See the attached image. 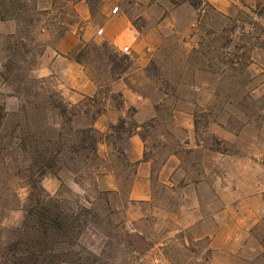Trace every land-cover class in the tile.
<instances>
[{
	"label": "rangeland",
	"instance_id": "rangeland-1",
	"mask_svg": "<svg viewBox=\"0 0 264 264\" xmlns=\"http://www.w3.org/2000/svg\"><path fill=\"white\" fill-rule=\"evenodd\" d=\"M75 1L0 6V252L25 217L29 160L20 143L27 149L32 135L57 129L56 96L100 116L119 111L118 82L155 113L137 129L149 200H130L137 164L125 134L109 129L135 123L128 107L102 131L94 126L103 135L97 170L61 167L37 180L43 196L90 210L69 252L80 264H264V0H84L90 23ZM114 8L130 32L108 40L97 31ZM64 36L70 42L59 45ZM67 65L94 95L65 84Z\"/></svg>",
	"mask_w": 264,
	"mask_h": 264
},
{
	"label": "trees",
	"instance_id": "trees-1",
	"mask_svg": "<svg viewBox=\"0 0 264 264\" xmlns=\"http://www.w3.org/2000/svg\"><path fill=\"white\" fill-rule=\"evenodd\" d=\"M3 2L10 9H20L25 6L26 0H0L1 8ZM0 20L4 18L1 16ZM49 106L57 119V129L52 134L49 130L42 129L38 135H32V142L27 145V149L26 144L20 143L29 160V193L24 220L19 228L9 232V237H4L0 264H75L73 256L82 259V256H77L79 253L69 251L88 225L90 210L77 202L72 204L73 207L65 203L60 205L54 199L44 197L36 184L46 172L56 171L61 167L71 172L88 166L96 170L99 168L94 163L100 160L98 148L103 135L94 128V122L103 111H91L82 102L70 106L64 104L58 96L51 99ZM2 119L0 108V123ZM78 121H84L86 125L71 126V123ZM138 128L142 126L125 119H120L117 125L109 127L112 134L124 133L125 140L133 135L145 140L143 135L137 133ZM118 140L122 141V138L119 137ZM118 155L124 158L122 151H118ZM78 259L76 262L80 264Z\"/></svg>",
	"mask_w": 264,
	"mask_h": 264
},
{
	"label": "crops",
	"instance_id": "crops-1",
	"mask_svg": "<svg viewBox=\"0 0 264 264\" xmlns=\"http://www.w3.org/2000/svg\"><path fill=\"white\" fill-rule=\"evenodd\" d=\"M72 9L80 20L88 21L90 23V11L84 0H76L72 5ZM102 29L108 40H116L120 36L129 33V24L122 16L111 15L102 23ZM85 31V34H87ZM102 33V34H103ZM70 42V36H64L59 41V45H63L66 42ZM70 48V47H69ZM74 49V48H73ZM72 47L70 52L73 50ZM66 60V59H64ZM58 62L56 60L53 61ZM69 64V63H67ZM70 70H73L72 66L67 65ZM63 80L67 81L65 84L69 88L75 90L80 95L92 96L96 92V87L86 80L84 75L78 74V72H63ZM112 92L120 93L123 99L122 108L119 111L107 109L102 116L98 117L95 122V128L102 131V127L106 126L107 123L113 124L117 118L125 117V110L128 107H133L135 113L133 119L137 125L154 119L155 113L152 107L145 103L141 98L133 97L128 90H125L119 85L118 82L111 85ZM103 125V126H102ZM109 125V124H108ZM125 153L132 163L137 164L134 182L131 186L129 198L131 201H148L149 200V184H150V166L149 163L143 160V142L138 135H133L126 141ZM257 202V197L254 198ZM261 201H259L260 203ZM264 211V206L260 205L258 214Z\"/></svg>",
	"mask_w": 264,
	"mask_h": 264
},
{
	"label": "built area",
	"instance_id": "built-area-1",
	"mask_svg": "<svg viewBox=\"0 0 264 264\" xmlns=\"http://www.w3.org/2000/svg\"><path fill=\"white\" fill-rule=\"evenodd\" d=\"M117 12H118V9H117V8H114V9L111 11V13H112L113 15L117 14ZM102 33H103V29H99V30L97 31V35H98V36L102 35ZM121 51H122L123 54H127V55H128V54L130 53V47H129V46H125L124 48L121 49Z\"/></svg>",
	"mask_w": 264,
	"mask_h": 264
}]
</instances>
